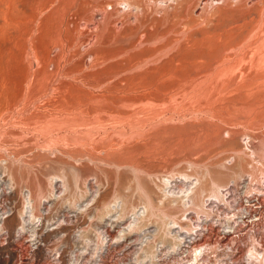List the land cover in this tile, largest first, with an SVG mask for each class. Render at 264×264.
I'll use <instances>...</instances> for the list:
<instances>
[{
  "label": "rangeland",
  "instance_id": "1",
  "mask_svg": "<svg viewBox=\"0 0 264 264\" xmlns=\"http://www.w3.org/2000/svg\"><path fill=\"white\" fill-rule=\"evenodd\" d=\"M241 1L0 0V264H264V2Z\"/></svg>",
  "mask_w": 264,
  "mask_h": 264
},
{
  "label": "bare ground",
  "instance_id": "2",
  "mask_svg": "<svg viewBox=\"0 0 264 264\" xmlns=\"http://www.w3.org/2000/svg\"><path fill=\"white\" fill-rule=\"evenodd\" d=\"M125 1H127V0H125ZM190 1H191V0H190ZM192 1L194 2V0H192ZM195 1H196V0H195ZM197 1H198L199 4H201V5H203V6H204V5H207V6L210 5L208 2H210V3H211V2H212V3H218V2H221V6H224V7L228 6L229 2H230V3L232 2V0H197ZM112 2L114 3V0H112ZM175 2H176V1H175ZM187 2H188V1H187ZM187 2H186V3H187ZM241 2H242V3H241L239 6H240V8H242V7L244 8V12H249V11L252 12V9H251V8H252V7H257V6H254V5H258V4H259V6H260V5L263 4L264 1H261V0H242ZM113 3H109V6L111 7V9H113L114 4L116 3V1H115L114 4H113ZM186 3H185V5H186ZM212 3H211L210 6L213 5ZM239 3H240V2H239ZM239 3H238V4H239ZM261 3H262V4H261ZM126 4H127V3H126ZM181 4H182V3H181ZM193 4H194V3H193ZM185 5H184V6H185ZM190 5H192V2L190 3ZM190 5H189L188 7H190ZM193 6H194V5H193ZM259 6H258V7H259ZM186 7H187V6H186ZM224 7H221V8H224ZM240 8H239V9H240ZM192 9H194V8L192 7ZM255 9H256V8H255ZM255 9H254V10H255ZM254 10H253V11H254ZM187 11H188V9H187ZM196 11H197V10L194 9V12H196ZM185 12H186V11H185ZM245 14H246V13H245ZM148 18H149V17H148ZM164 18H165V17H164ZM166 19H168V18L166 17ZM145 20H148V19L146 18ZM163 20H164V19H163ZM106 22H107V21H106ZM123 23H124V22H123ZM149 23H150V22H149ZM105 24H106V23H105ZM125 24H126V23H125ZM113 25H114V24H113ZM120 25H121V24H120ZM126 25H127V24H126ZM126 25H125V26H126ZM104 26H105V25H104ZM104 26H103V27H104ZM122 26H124V25L122 24ZM122 26H121V27H122ZM153 26H154V25H153ZM109 27H112V26H109V25H108V29H109ZM114 27H115V26H113V28H114ZM105 28H107V27H104V29H105ZM113 28H111V29H113ZM108 29H107V30H108ZM118 29H119V28H118ZM114 32H115V31H114ZM168 32H169V31H168ZM119 34H120V33L117 32L116 35H114V38H115V36H117V37L120 36ZM127 34H128V33H127ZM131 34H132V33H131ZM170 34H171V33H170ZM174 34H175V33H173L172 35H174ZM233 34H234V33H233ZM235 34H236V33H235ZM238 34H239V33H238ZM129 35H130V33H129ZM129 35H128V36H129ZM178 35H179V34H178ZM178 35H174V37H179V38H180V36H178ZM111 36H112V35H111ZM124 36H125V35H124ZM124 36H123V37H124ZM126 36H127V35H126ZM164 36L166 37V35H164ZM251 36H252V35H251ZM172 37H173V36H172ZM183 37H186V35H184ZM163 38H164V37H163ZM179 38H178V39H179ZM175 39H176V38H175ZM178 39H177V40H178ZM98 40H99V39H98ZM181 40H182V38H181ZM171 41H172V40H171ZM71 42H72V41H71ZM128 43H129V42H128ZM155 43H156V42H155ZM158 43H159V42H158ZM160 43H162V42H160ZM164 44H165V43H164ZM164 44L162 43V45H164ZM97 45H98V44H97ZM171 45H172V44H171ZM99 46H100V45H99ZM166 46H167V44H166ZM93 47H94V46H93ZM95 47H96V46H95ZM107 48H108V46H107ZM142 48H143V47H142ZM158 48H159V50H158V52H159V51H160V47H158ZM165 49H167V48H165ZM165 49H164V50H165ZM143 50H144V48H143ZM164 50L162 49V51L159 52L160 54H156V57L159 56V55H161V53H162ZM93 51H94V50H93ZM141 51H142V50H141ZM141 51H140V53H141ZM154 51H155V50H154ZM156 51H157V49H156ZM172 51H173V50H172ZM142 52H143V51H142ZM164 52H165V51H164ZM93 53H94V52H93ZM93 53H92V54H93ZM124 53H125V52H124ZM155 53H156V52H155ZM155 53H154V54H155ZM100 54H101V53H100ZM120 54H121V53H120ZM144 54H145V52H144ZM64 55H65V54H64ZM89 55H90V54H89ZM95 55H99V54H95ZM122 55H123V53H122ZM124 55H125V54H124ZM162 55H164V54L162 53ZM93 56H94V55H93ZM91 57H92V56H91ZM97 57H98V56H97ZM97 57H96V60H98ZM99 57L103 60V57H102L101 55H99ZM113 57H114V56H113ZM150 57H151V56H150ZM154 57H155V56H154ZM114 58H115V57H114ZM158 58H161V57L159 56ZM162 58H163V57H162ZM162 58H161V59H162ZM110 59H111V58H110ZM83 60H84V59H83ZM156 60H157V59H156ZM98 61H99V60H98ZM109 61H110V60H109ZM112 61H115V60H112ZM157 61H158V60H157ZM93 62H94V61H93ZM110 62H111V61H110ZM144 62H145V61H144ZM80 63H84V62H82V61L80 60ZM140 63H141V61H140ZM78 65H79V64H78ZM83 65H84V64H83ZM89 65H90V64H89ZM114 65H115V64H114ZM129 65H131V64H129ZM176 66H177V65H176ZM85 67H86V66H85ZM88 69H89V68H88ZM95 69H96V68H95ZM153 71H154V70H153ZM153 71H152V72H153ZM89 73H90V72H89ZM90 75H91V74H90ZM106 76H107V75H106ZM148 77H149V76H148ZM138 81H139V80H138ZM168 84H169V83H168ZM145 86H146V85H145ZM135 87H136V86H135ZM166 87H167V86H166ZM144 94H145V93H144ZM143 98H144V97H143ZM251 155H252V154H251ZM259 169H260V168H259ZM251 170H253V169H251ZM249 171H250V170H249ZM248 175H250V174H248ZM249 177H250V176H249ZM226 195H227V194H226ZM261 201H262V200H261ZM261 204H262V203H261ZM262 205H263V204H262ZM247 207H248V206H247ZM258 207H259V206H258ZM256 208H257V207H256ZM260 208H261V207H260ZM222 210H223V209H222ZM246 210H247V209H246ZM246 210H244V211H246ZM252 210H253V209H250L249 211H247V212H248V215H249V213L253 212ZM261 210H262V209H261ZM256 211H257V210H255V212H256ZM187 212H188V211H187ZM247 212H246V213H247ZM261 212H262V211H261ZM256 214H257V213H256ZM261 214H262V213H260V215H261ZM248 215H247V216H248ZM260 215H259V216H260ZM255 216H256V215H255ZM229 217H230V216H229ZM248 220H249V219H248ZM259 220H260V219H259ZM244 221H246V220H244ZM231 223H232V222H231ZM245 223H246V222H245ZM241 224H242V223H241ZM241 224H240V225H241ZM210 225H211V224H210ZM233 225H234V224H233ZM236 225H237V224H236ZM238 225H239V224H238ZM192 226H193V225H192ZM213 226H214V225H213ZM208 227H210V226H208ZM239 227H240V226H239ZM248 227H249V226H248ZM178 228H179V227H178ZM182 228H183V227H182ZM203 228H204V227H203ZM176 229H177V228H176ZM207 229H208V228H206V230H207ZM210 229L213 230L212 228H210ZM216 229H217V228H216ZM237 229H238V228H237ZM242 229H243V228H242ZM246 229H247V228H246ZM177 230H178V229H177ZM181 230H182V229H181ZM189 230H190V229H189ZM232 230H233V229H232ZM234 230H236V228H235ZM209 231H210V230H209ZM242 231H243V230H242ZM205 232H207V231H205ZM215 232H216V230H215ZM233 232H234V231H233ZM235 232H236V231H235ZM179 233H180V234H188V233H185V232H183V231H179ZM210 233H211V232H210ZM227 233H228V232H226L224 235H222V238L219 239V240H220V241L218 242L219 244H220V243L223 244V243H225L226 241L231 240V238H232V237H231V234H227ZM163 234H164V233H163ZM180 234H179V235H180ZM193 234H194V233H193ZM208 234H209V233H208ZM211 234H213V232H212ZM256 235H257V234H256ZM106 236H107V235H106ZM109 236H110V235H109ZM189 236H190V235H189ZM209 236L211 237V235H209ZM213 236H214V235H213ZM178 237H180V236H178ZM181 237H182V236H181ZM183 237H184V236H183ZM207 237H208V236H207ZM207 237H206V238H207ZM215 237H217V235H216ZM254 237H256V236H254ZM254 237H253V238H254ZM208 238H209V237H208ZM213 238H214V237H213ZM234 238H235V237H234ZM175 240H176V239H175ZM215 240H216V239H215ZM217 240H218V238H217ZM235 240H236V239H235ZM181 241H183V238L181 239ZM178 242H179V241H178ZM202 242H205V244H206V243L209 244V242H206V241H204V240L201 239V238L195 240L192 244H193V246H199ZM210 242H211V241H210ZM215 242H217V241H215ZM261 244H262V243H261ZM202 246H203V245H202ZM208 246H209V245H208ZM216 246H217V245H216ZM260 246H261V245H259V247H260ZM178 247H179V245H178ZM213 247H214V246H213ZM217 247H218V246H217ZM191 248H192V246H191ZM194 248H195V247H194ZM196 248H197V247H196ZM176 250H177V249H176ZM205 250H206V249H204V251H205ZM254 250H255V249H254ZM197 253H198V252H197ZM241 253H242V252H241ZM251 255H252L253 257L255 256V258H256V257L259 256L260 254H259V252L257 253L256 251H253V252H251ZM251 255H250V257H252ZM262 256H263V255H262ZM259 257H260V256H259ZM263 257H264V256H263ZM261 258H262V257H261ZM261 262H262V261H261Z\"/></svg>",
  "mask_w": 264,
  "mask_h": 264
}]
</instances>
